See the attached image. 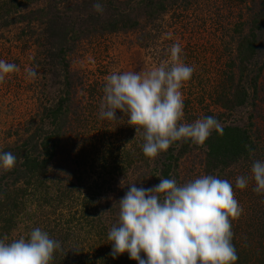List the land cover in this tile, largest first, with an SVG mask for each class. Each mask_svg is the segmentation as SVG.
Returning a JSON list of instances; mask_svg holds the SVG:
<instances>
[{
	"label": "rangeland",
	"instance_id": "obj_1",
	"mask_svg": "<svg viewBox=\"0 0 264 264\" xmlns=\"http://www.w3.org/2000/svg\"><path fill=\"white\" fill-rule=\"evenodd\" d=\"M108 1L103 0L104 11L97 14L92 9L94 0H48L49 10L39 19L37 15L35 18L30 15L26 21V15L23 20H19L17 13H13L11 22L0 29V59L15 63L19 68L18 72L0 83V150L12 153L15 146L21 144L29 135L34 134L39 138L40 134L49 129L46 115L64 93L63 71L56 56L61 46L71 47L66 59L69 68L75 71V81L87 80L82 88L79 84L76 88V97L84 103L88 100L84 88L88 81L91 84L97 82V85H93V91L101 93L103 98L106 76L121 71L142 72L167 62V50L173 43H179L183 48L184 62L195 69L191 79L182 87L184 99L193 97L196 101L189 103L190 109L185 116L188 120L185 119L184 122L191 123L205 116H213L221 126L235 125L245 129L255 147L248 159L207 170L205 144L195 145L189 142L188 149L179 156L172 168L170 178L175 179L178 184L205 174L228 180L233 185L235 199L243 210L239 218L231 222L233 239L240 246L244 245L243 252L249 253V256L251 251H259L264 256V232L253 222L259 216L264 217V194L257 197L251 180L245 189L235 188V178L238 175L250 176L253 161L264 160V67L257 77L255 87L252 79L257 73V67L261 64L264 66V55L257 56L248 63L243 78L239 81L240 86L247 90V97L242 105L231 109L219 108V104L215 105L208 96L209 87L218 79L221 68L229 60L238 62L235 49L241 35L246 34L250 28L249 23L243 22L250 20L251 0H110L113 8L107 5ZM159 3L166 5V9L155 15L154 20H148L149 14ZM44 4L45 2L41 3L42 6ZM21 12L27 14L26 10ZM117 15L126 20H136L141 25L135 29L112 33L95 32L105 21ZM262 21L264 25V16ZM69 24L73 25L71 32L74 31V35L80 29H93L94 34L75 40L69 33L66 37L73 39L65 40L61 33ZM262 46L264 47V43ZM28 67L34 68L38 73L35 80L25 77L24 70ZM238 73L236 69L235 75L238 76ZM99 106L100 104L92 101L89 107L90 116L99 113ZM117 113L119 118L120 113ZM92 118L88 119L90 129L86 137L90 138L94 146L91 148L89 165H85V171L79 181L76 180L81 185L80 191L75 192V200L72 201L74 205L64 206L56 222L42 223L53 232L61 230L56 234V239L63 237L64 231L71 233L66 242L67 250H76L80 241L85 236L89 237L78 231L77 223L80 214L77 212L84 201V194L88 192L86 185L97 187L94 183L99 184L97 192L100 195L95 202L99 204V209L113 203L118 191L125 188L124 177H111L107 173L109 168L106 167L114 159L121 160L122 156L119 155L129 144L128 137L139 139V133L135 134L134 127L127 124V117L124 115H121L119 124L102 120L97 115L93 120ZM162 158V153L154 159L149 158L147 166L144 163L139 167L142 170H134V176L147 167H160ZM102 163L106 167L101 168ZM12 169L0 170V183H10L7 177H11ZM2 176L7 177L1 179ZM121 185L123 189L120 188ZM254 206L260 208L258 217L254 214ZM28 207L32 208L33 205ZM72 213L77 219L70 217ZM17 223V227L10 230L8 241L24 236L26 230L23 223L20 219ZM87 237L85 238L88 240ZM63 264H70V261Z\"/></svg>",
	"mask_w": 264,
	"mask_h": 264
},
{
	"label": "trees",
	"instance_id": "obj_2",
	"mask_svg": "<svg viewBox=\"0 0 264 264\" xmlns=\"http://www.w3.org/2000/svg\"><path fill=\"white\" fill-rule=\"evenodd\" d=\"M47 1L0 0V29L11 22L10 18L13 13H17L19 20H23L26 15H28L26 21L31 16L35 18V15L39 19L42 14H46L49 10ZM43 2H45L44 6L41 5ZM251 3L249 6L250 20L246 19L243 22V24H250L249 31L241 35L235 49V57L238 62L229 60L221 68L218 79L211 83L212 85L209 87L210 93L208 96L211 97L215 105L219 104V108L231 109L245 102L247 90L240 86L239 81L243 78L242 75L244 70L247 69L248 63H251L252 59L254 61L257 56L264 55V47L262 46V43H264V25H262L264 0H251ZM31 5H34V7ZM107 5L114 7L110 0ZM165 9L166 5L159 3L157 8H154L149 14L148 20H154L155 15ZM25 10L27 14L21 12ZM140 25L136 20H126L121 15H117L105 21L99 30L95 31L94 29V31L97 34L112 33L119 30H128L129 28L135 29ZM72 27V24L67 25L61 33L65 40L73 38L81 40L90 34H94L93 29H80L79 32L75 31L74 35V31L71 32ZM69 33V36H73V38L66 37ZM146 35L148 36L149 32ZM70 48V46H61L56 54L63 71L64 93L59 97L56 106L50 109L46 115L49 120V129L40 134L39 138L31 134L21 144L16 145L15 151L12 153L17 157V163L10 173L11 177H1V179L7 177L10 183H0V237L8 238L10 230L17 227V220L20 219L26 230L25 237L33 228L39 227L48 232L51 238L56 239V234L60 233L61 230L57 229L53 232L42 223L52 224L54 221L59 220L63 207H72L75 192L80 191L81 183H77L76 180L79 181V177L85 171V165H89L88 160L92 154L91 148L94 146L90 142V138L86 137V133L90 129L88 119L93 117V120L96 115L98 116V113L90 116L89 107L92 101L95 104H101L102 95L93 91V85H97V82L91 84L88 81L87 85L84 86L88 100L84 103L81 102L82 100H78V97H76L77 84L82 88L87 80L79 79V81H75V71L69 68L66 59V54ZM263 67V64L259 65L255 77L252 78L254 87L257 77L263 71ZM236 69L239 72L238 76L235 75ZM192 101L196 102L193 97L184 99V120L187 119L185 116L190 109L188 107L189 103ZM222 129V135L213 132L204 142L207 149V170L208 168L226 167L232 162L248 159L255 147L245 129L235 125H225L222 126ZM128 135H130V132ZM128 139L129 144L122 149L119 155L122 156L120 161L114 159L112 163L107 165L108 167L104 163L101 165V168H109L107 173L111 177H124V190L118 191L113 203L99 209V204L95 203L96 197L100 195L97 192L99 184L94 183L97 187L90 184L86 185L88 192L84 194V201L80 204L81 207L77 212L80 213L78 219L74 213L70 214V217L77 219L78 231L88 235L89 237L85 236L88 240L84 237L76 250L73 248L67 250L66 242L71 233L64 231V236L56 239L61 242V249L54 253L51 264H63L67 261H70V264H136L135 261L128 259L127 253L115 259L109 254L111 244L107 240V232L118 218V204L116 201L125 194L128 190L127 186L131 184L148 188L158 184L160 178L169 179L172 168L176 165L179 156L188 149L189 142L173 144L166 152L162 153L164 158L161 160L160 167H147V169H143L142 172L134 176V170H142L139 167L144 163L147 166L149 158L145 157L142 152L143 140L140 133L138 140L132 137H128ZM104 152L108 153V151ZM103 159L105 160L106 157H103ZM73 178L75 179L73 180ZM11 185H13V188H10ZM121 186L120 188L123 189V186ZM258 195L261 196V194H257V197ZM31 204L33 207H28ZM254 207V214H257L258 217L260 208L258 206ZM263 220L264 217L261 218V216L257 220H253L254 225L259 227L261 232H264ZM232 243L238 256L236 264H264V256L261 255V252L251 251V256H249V253L243 252L244 245L240 246V243L235 242L234 239ZM243 244H246V242Z\"/></svg>",
	"mask_w": 264,
	"mask_h": 264
},
{
	"label": "clouds",
	"instance_id": "obj_3",
	"mask_svg": "<svg viewBox=\"0 0 264 264\" xmlns=\"http://www.w3.org/2000/svg\"><path fill=\"white\" fill-rule=\"evenodd\" d=\"M92 9L104 11L103 0H94ZM168 60L142 72L121 71L106 76L98 116L119 124L121 115L140 133L142 152L156 158L177 142L202 145L213 132L223 134L220 122L205 116L184 122L183 85L194 67L183 59V48L173 43ZM19 71L15 63L0 59V83ZM35 80L34 68L24 70ZM117 112L120 117H117ZM135 136V135H134ZM17 157L0 150V170L10 171ZM264 194V160H254L250 176L238 175L235 188ZM118 200V218L107 232L110 255L127 253L136 264H236L231 222L242 213L233 185L216 175H200L183 184L160 178L152 187L127 186ZM61 242L39 227L8 241L0 237V264H51Z\"/></svg>",
	"mask_w": 264,
	"mask_h": 264
}]
</instances>
